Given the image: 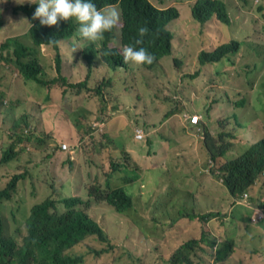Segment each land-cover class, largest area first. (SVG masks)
<instances>
[{
	"label": "rangeland",
	"instance_id": "374dc122",
	"mask_svg": "<svg viewBox=\"0 0 264 264\" xmlns=\"http://www.w3.org/2000/svg\"><path fill=\"white\" fill-rule=\"evenodd\" d=\"M19 1L29 2V0ZM151 1L160 7H167L174 1L182 3L187 0ZM227 1L231 9V3L229 0ZM2 6L3 2L0 0V7ZM241 8V22L239 27L234 29L232 35L233 39L239 40L244 46L242 51L234 57L240 63L235 64L233 69L224 71L220 75L219 81L206 84L200 91H198V85L194 84L193 77L189 79L182 77L185 72L194 73L201 66L198 57L195 59V54L192 53L189 54V58L179 55L178 57L183 59V62L175 65L172 58L176 55L173 53L172 56H165L150 67L133 66L138 75L137 82L142 92V100L137 102V107L129 105L130 110H113L111 98L108 97V101L103 102L96 91L99 85L103 88L110 84L109 79L104 77L101 71L95 69L94 76L89 80L91 91L72 99L73 107L81 106L82 112L85 114L82 125L71 130L72 134L78 132V137L75 140L68 136L70 130L66 128L56 151L57 156L61 157L58 153L62 151L61 143L67 142L66 150L71 154L73 160L70 159L69 153H65L61 159L54 160L47 157L45 151L33 150L23 154L21 162L16 163L14 169L0 165V177L9 179L17 173L25 174L24 179L19 183L16 199L13 198L3 203L5 237L15 238L19 243H22L27 234V217L33 204L35 206H57L67 203V200L62 197L81 192L82 197H86L88 190L84 187H88L94 182L104 185L106 172L113 164L121 166L125 160L130 167L140 170V166L133 162L128 154L130 150H137L140 153L137 160L144 162L143 165L147 168L143 176L145 186L139 189V183L135 181L121 185L126 192L134 197V219L132 221L126 218L118 220L115 216L116 212L114 211V213L113 208L110 207L111 205L108 206L105 203L92 206L88 211L104 225L100 224L105 230L107 229L106 232H109L111 243H103L95 237H89L69 250V253L72 255L82 254L84 260L81 264H168L164 257L154 260L158 254H164L163 251H159L154 255V251L163 248L165 237L174 241L173 238L179 235L180 232L176 233V229L168 231L166 229L171 219L182 212L180 209L182 196L174 192L173 176L169 167L158 165L151 171L148 169L151 164L154 165L161 161L160 149L164 141L179 150L180 143L185 144L184 137L196 138L195 134H188L184 127L188 123L187 114H202L200 130L196 132L198 136H201L209 126L215 129L211 134H215L218 127L226 125L228 126L227 131L236 134L237 138L233 139L235 146L233 145L229 149L230 155L227 158L223 157L216 166L217 169H220L228 158L237 157L251 144L260 142L264 137L258 135V132L263 131V128H259L257 131L255 127L251 126L236 127L231 113V111L236 113L244 124L247 123L249 117L253 116H259L264 122V85H261L264 84V49L256 44L259 40L258 34L260 32L264 34V0H243ZM1 16L7 21V26L0 31V42L8 36L18 35L26 43H31L28 34L31 22L23 18L24 14L13 15L11 20H8V16H5L4 13ZM222 26L226 27L223 24ZM205 28L213 34L212 41L206 39L211 42L213 48L221 41L230 39L224 31L214 25ZM246 40H250L252 46L246 45L248 43ZM191 49L192 44L188 48H183L180 42H176L174 52L187 54ZM248 51L250 53L246 56L245 53ZM55 54L53 50H46L44 53L37 52L40 62L45 64L46 78H51L56 74L53 71ZM226 64L225 58L219 63V66L223 67ZM72 65L73 61L65 60V69H71ZM119 69L124 71L122 67ZM75 76L78 78L77 75ZM9 79L11 84L17 88V94L12 88L11 93L6 97L4 107L6 114H12L16 121L19 120L18 130H22L26 122L29 121L30 117L24 118V116L29 115L33 103L40 93L48 90L56 98H61L72 97V94L77 90L64 87L60 83L42 87L31 81L23 79L18 81L13 77L11 69ZM104 92H108L107 88L104 89ZM183 94H188L189 97L184 98ZM252 96L255 97L253 106H251ZM215 97L220 102L217 107L214 106L211 109L215 121L213 119L210 121V118L205 117L202 111L206 104L214 102ZM28 99H32V101L29 102ZM242 100L245 102L242 103ZM18 101L21 102V105L16 104ZM232 103L237 104L236 108H233ZM222 104L224 105L221 106ZM19 106H21L20 109H18ZM106 107V111L101 110ZM173 107L177 108L175 114L166 117L168 110ZM220 116L224 117L218 118ZM135 126H140L144 130L145 137L142 141L135 139ZM9 127H11L10 123ZM252 133L254 134L252 135ZM0 136H5L6 140L8 139L7 132H3L1 127ZM149 139L152 140L151 145L148 142ZM242 140H246V142L242 143ZM201 149L204 157L207 148L202 147ZM209 174L216 177V174L212 172ZM120 177L121 174L117 173L113 178V185L121 184ZM263 181V178L260 177L257 182L260 188ZM163 184L166 185V188L162 190ZM188 184L194 185L191 180ZM260 191L261 193H258L259 191L256 190V193L252 195L247 191L241 198L233 197V202L242 206L255 203L264 205V201L261 200V196L264 195V187ZM155 194L156 201L152 202ZM18 198L24 199V203L18 204ZM257 198L260 199L258 203L256 202ZM150 202H152L151 206ZM60 209H62L61 206ZM216 233L221 239H224L231 231L217 229ZM154 235L159 237L156 243H154ZM213 235L215 236V234ZM181 243L184 244V241L178 237L167 248V254L169 255L172 249L179 247ZM106 248H109L110 251L97 254V251ZM257 261L260 263L264 261V250L257 255Z\"/></svg>",
	"mask_w": 264,
	"mask_h": 264
},
{
	"label": "trees",
	"instance_id": "16d2710c",
	"mask_svg": "<svg viewBox=\"0 0 264 264\" xmlns=\"http://www.w3.org/2000/svg\"><path fill=\"white\" fill-rule=\"evenodd\" d=\"M122 1L128 17L123 38L117 42L103 36L100 41L90 43L80 37L79 24L74 18L61 20L53 26L40 25L38 18L34 19L32 16L38 4L20 2L19 0H2L0 31L7 26V21L1 16L2 13L8 16V20H11L14 14L22 13L26 18H31L32 25L29 36L32 42L29 46H25L27 43L19 38L16 42L4 41L0 44V127L3 132H7L8 136L7 140L5 136H0V165L14 169L15 164L21 162L23 154L33 150L45 151L47 157L54 160L61 159L60 156H57L56 151L63 133L66 132L65 129L69 128L68 136L76 140L78 132L72 134L71 130L75 127L79 128L85 117L81 106L73 107L72 99L91 91L89 80L94 76L95 69L101 71L110 82L103 88L99 85L96 89L103 102L108 101V97H110L113 110H130L129 105L131 104L137 107V102L142 100V92L137 82L138 75L130 61L124 62L122 49L126 46V41H130L135 36L137 28L141 24H148L152 29L149 43L155 50L152 52L157 61L172 54V50L176 49V42H180L181 46L185 48L184 40L173 34L174 31H177L176 34H178L180 23L192 27V32L197 33L198 40H192V49L187 54L173 52L177 56L173 60L175 65H179L183 62V59L178 57L179 55L189 58V54L192 53L195 54V59L198 57L201 66L194 73L185 72L182 75L188 79L193 77L194 84L198 85V91L208 83L219 81L220 75L224 72L223 67L228 66L230 62L233 63L231 56L237 55L241 50L242 43L237 39H232L229 42L223 41L224 43L221 42L214 49L211 47V42L206 41V39L211 40L213 34L205 27L214 25L231 39L234 29H237L241 22L240 12L243 0H229L231 9L227 0H187L182 3L174 1L168 7L160 8L161 10L154 9L147 0ZM221 23L226 27L224 28ZM46 50H53L56 53L53 59V71L56 74L51 78L45 77L47 74L45 64L40 62L37 56V52L44 53ZM225 58L227 64L223 67L219 66V63ZM65 60L73 61L71 69L64 68ZM119 67L124 68V71ZM10 69L13 77L18 81L23 79L42 87L60 83L64 87L77 90L72 94V97L61 98H56L48 90L40 93L34 101L29 115L24 116V118L30 117L29 121L26 122L22 130H18L19 120L16 121L12 114H6L4 107L6 97L11 93L12 88L17 94V88L11 84L9 79ZM105 88H107V93L104 92ZM183 97L188 98L189 96L183 94ZM28 101L31 102L32 99H28ZM219 102L215 97L214 102L206 104L202 111L205 117L210 118V121L212 119L215 121L211 109L214 106L217 107ZM17 104L21 105V102L18 101ZM232 105L233 108H236L237 104L232 103ZM107 107L101 108V110L106 111ZM20 108L21 106L18 107V109ZM176 110L177 108H170L166 117L174 115ZM232 118L236 127L244 128V122L241 118L239 119L236 113ZM251 122H255V119L248 118L246 124ZM9 123L11 127H9ZM227 130L228 126L223 125L217 128L215 134H211L209 130L204 133L207 152L212 161L218 157L226 156L231 146L235 145L233 139H236L237 135L229 133ZM258 135L264 136V128L263 131L258 132ZM148 142L151 145L152 140L149 139ZM245 142L246 140H242V143ZM184 146L185 144L180 143V149ZM170 148L174 149L172 146ZM123 161L120 180L121 183L127 184L136 179L138 173L132 172L131 169H136L130 167L125 160ZM209 165L216 177L223 179L233 197L241 198L247 191L251 195L256 193V184L259 178L262 177L264 180V137L260 142L251 144L237 157L228 158L220 169H215L210 161ZM28 174L30 175L29 171ZM24 177V173L14 174L9 179L0 177V206L5 201L15 198L19 192L18 183ZM108 186H113L112 182ZM263 187L264 181L260 189L262 190ZM62 198L67 200L65 205L69 208L65 213H49L51 206H36L34 208L25 247L16 250L11 256L9 253V258L0 257V264H31L24 252L33 256L34 263L32 264H74L77 259L68 256L70 246L88 234H97L100 238H105L96 223L81 211L73 209L79 202L77 199L66 198V196ZM107 198L113 212H116L114 213L118 220L126 218L132 221L134 219L135 210L133 209L132 195L126 192L123 187L114 190L107 195ZM17 200L18 204L24 203L22 198ZM215 214L217 212L185 213L182 214L184 217L171 219L166 231L176 229V233H180L173 238L174 241L164 239L165 245L160 250L156 249L154 255L159 251H163L164 254H158L154 260L164 257L168 259V264H176L178 260L184 258L187 261H192V256H195L207 262L214 259L215 263L212 264L222 262L226 253L234 248V242H236L234 238L225 237L221 240L210 229L205 228L190 236L193 227L191 219L199 218L203 222ZM181 222L183 223L182 228L174 227L175 223ZM178 237H181L184 244L181 243L179 247L172 249L168 255L167 248ZM156 242L154 239V243ZM212 248L216 250L212 251Z\"/></svg>",
	"mask_w": 264,
	"mask_h": 264
},
{
	"label": "clouds",
	"instance_id": "9594fccd",
	"mask_svg": "<svg viewBox=\"0 0 264 264\" xmlns=\"http://www.w3.org/2000/svg\"><path fill=\"white\" fill-rule=\"evenodd\" d=\"M147 1L156 10H161L160 8H165V7H160V6L156 5L151 0H147ZM29 2L38 4V6L35 8V11L33 12L32 16L34 19L38 18L40 25L53 26V25H57L58 22L61 20H69V19L74 18L79 24L78 32H79L80 37H82L85 41L90 42V43L100 41L103 38V36L108 37L110 40H117L119 42L120 38H123L124 30L128 24L127 13H126V10H125V7L123 5L122 0H109V1H103V0H29ZM14 15H18V14H14ZM23 18L27 19L31 22V20H30L31 18L28 19L25 17V15ZM31 25L32 24H30V28H31ZM30 28H29V30H30ZM176 32L177 31H174L173 34L176 36H180L184 40V42L186 43L185 48H188L189 45H191L192 40H198L197 33L192 32V27L190 25L187 26L184 23H183V25L180 23L178 34H176ZM151 33H152V29L148 24H141L138 26L135 36H133V38L130 41H126V46L122 49V56H123L124 62L130 61L134 67H150V66H153L154 64H156L159 60H162V59H159L157 61L155 54L152 52L155 50L151 47V44L149 43ZM181 33H183V35H181ZM28 34H29V32H28ZM19 38L22 39L21 36L11 35V36H8L4 41H6L8 43L16 42ZM263 38H264V34H262V32H260L258 34L259 40H258V42H256V44L260 45L264 49V39ZM232 39H233V37L229 40H223V41L229 42ZM4 41H2V42H4ZM211 41H212V38H211ZM223 41H221V42H223ZM246 41L248 42L246 45L252 46V44H251L252 42L250 40H246ZM2 42H0V44ZM31 42H32V40H31ZM29 44H31V43H27L25 46H29ZM219 44H217L214 47V49ZM243 47L244 46H241L240 52L242 51ZM173 52H174V50H172V54H170L168 56L169 57L172 56ZM249 53L250 52L248 51L245 53V55L247 56V54H249ZM235 56H231L233 63L230 62V64L224 68V71H226L227 69H233L235 67V64L237 65L240 63L238 59L237 60L234 59ZM174 57H177V56H173L172 59H174ZM173 62H174V60H173ZM261 85L263 86L264 84L262 83ZM256 88H257V85H256ZM254 100H255V97L252 96L251 106L254 105ZM244 102L245 101L242 100V103H244ZM261 110H262V108H261ZM193 114H198V113L187 114V121L189 124H191V118H192ZM198 116H199V122H197L195 124H191V125L196 126L195 132L200 130L199 124L202 121V115L198 114ZM249 118L255 119V122H251L248 125L244 124L246 127L247 126L255 127L257 129V131L259 128H264V122L261 120V118L259 116H253V117H249ZM208 130L210 133H214V131H215V129H213L211 126H209L208 128H206L204 130L202 135H204L205 131H208ZM253 134L254 133H252V135ZM144 137H145V133H144L143 128L140 126H135V139L137 141H141L142 139H144ZM70 145L73 146L72 144H70ZM67 148H68L67 142H64L63 144L61 143V150L62 151L58 152L59 155H61V157H63V155L65 153H69L68 150H66ZM229 153L230 152L228 151L226 153V156H224V157L227 158V156L230 155ZM207 156H208L209 161L212 162L213 165L215 166V169H216V166L219 164L220 160L223 158V157H218L215 161H212L210 159L209 155H207ZM70 159H72L71 154H70ZM122 169H123L122 164H121V166H118L116 164L111 165V168H109V170L106 172L107 174L105 176L104 185H101L100 183L98 184V183L94 182L90 186L84 187L88 190L86 197H82V195H81L82 192L79 194L66 196V198L77 199L79 202L73 207V209L81 211L82 213L87 215V217L90 220H92L94 223H96V225L102 230V232L105 235V238L102 239L97 234H88L84 238H82L81 240H79L78 242H76L75 244L70 246L69 250H71L73 247L80 244L81 242H83L84 240H86L89 237H95L98 241L103 242V243H111L110 242L111 237L109 235V232L108 231L106 232L107 229L105 230L100 225L102 223L98 219H96L94 216H92L88 210L92 206H97L101 203H105L106 205L110 206V201L107 198V195L111 194L114 190H119L122 187L121 185L123 183H121L120 185H116L118 187H113V186H115V185H113V178L117 175V173L121 174ZM211 172L213 173L212 170H211ZM217 173H220V172L217 171ZM138 176H140V175L138 174ZM138 176L136 177V179H134L130 183H132L134 181L139 183V189H140L141 187H143L145 185H141L140 181H138ZM217 178H219V177H217ZM219 179L224 183V181L221 177ZM110 182H112L113 186H108V184ZM19 183H18V186H19ZM163 187L161 188L162 190H163ZM139 189H138V191H139ZM227 189H228V187H227ZM228 191L230 192L229 189H228ZM230 194H231V196H233L231 192H230ZM132 198H133V205H134V197L132 196ZM153 198H154V196H153ZM153 198H152V201L155 202L156 196H155V199H153ZM33 205L31 207V209L29 211V215L27 217V223H26L27 234L23 238L22 243H19L15 238L5 237V235H4L3 205L0 206V218H1L0 257L9 258L16 250H21L23 247H25L27 237L29 236V222H30L31 217L33 215L34 208L36 207ZM60 206L62 207V209H60ZM110 207L112 208V206H110ZM180 209H182V212L178 213V215L174 216V218L184 217V216H182V214H185V213L206 214L205 212L198 210L196 206H184V205H182V202H181V208ZM68 210H69V208L65 204H60L57 206H51L49 208V213H60V214H62V213L67 212ZM211 212H217V211H211ZM207 213H209V212H207ZM217 214H222V212L219 211V212H217ZM217 214L212 215L211 218L216 216ZM262 214H264L263 210H257L250 217L251 223L261 226L263 221H264V219H261ZM191 220H192L193 227H192L190 236L194 232L204 229L205 224H207L210 221V219H208L207 221L202 222L199 220V218H194ZM174 227L182 228L183 223L182 222L181 223H175ZM153 238L157 241L159 237L157 235H154ZM165 239H168V238L165 237ZM110 245H112V244H110ZM215 250H216L215 248H212V251H215ZM263 250H264L263 245H244L240 242H234V248L230 249L226 253V256H224L223 261L218 262V264H251V258L255 260L254 263H252V264H264V261L262 263H260L256 259L257 255ZM109 251H110L109 248H106V249H102V250L97 251V254L100 255V254H103V253H106ZM9 253H11L10 256H8ZM24 254L27 256L29 263H31V264L34 263V258L31 254H29L27 252H24ZM68 256L71 258L77 259V262H75L74 264H81L84 260V256L82 254L72 255L69 253ZM167 261H168V259H167ZM181 263L182 264H212V263H215V261H214V259H211V260H209V262H207V261H203V260H201L195 256H192V261H187L186 258H184V259L178 260V262L176 264H181Z\"/></svg>",
	"mask_w": 264,
	"mask_h": 264
},
{
	"label": "crops",
	"instance_id": "0c3cea01",
	"mask_svg": "<svg viewBox=\"0 0 264 264\" xmlns=\"http://www.w3.org/2000/svg\"><path fill=\"white\" fill-rule=\"evenodd\" d=\"M231 113L234 115V112ZM184 127L188 134H195L196 138L184 137L185 146L180 150H172L164 141L160 149L161 161L159 163L156 162L154 165L151 164L148 169L152 170L158 165L170 168L173 176L172 185L174 192L182 196V205L196 206L198 210L205 213L211 211L222 212L221 215L210 218V221L205 224V229H210L217 236V229L228 230L231 233L226 237H232L236 242L244 245H263L264 221L261 226L255 225L250 222V217L257 210L264 211V205L255 203L242 206L233 202V196H231L224 183L219 178L212 177L209 174L211 170L208 153L203 157V150L201 149L206 147L204 135L198 136L196 134L195 125L187 123ZM128 154L132 161L140 166V170L131 169V171L140 175L138 176V181H140L141 185H144L143 176L147 168L143 165L144 162L137 160L140 153L137 150H130ZM157 157L158 155L156 159ZM190 180L193 181L194 185L188 184ZM162 186H164L163 189L166 188V185ZM256 190L261 193L259 184H256ZM155 196L156 194L153 199H155ZM261 200L264 201V195L261 196ZM259 201L260 199L257 198L256 202L258 203ZM152 202H150V206ZM261 219H264V214L261 215ZM254 261L251 258V264Z\"/></svg>",
	"mask_w": 264,
	"mask_h": 264
},
{
	"label": "built area",
	"instance_id": "2783aa9c",
	"mask_svg": "<svg viewBox=\"0 0 264 264\" xmlns=\"http://www.w3.org/2000/svg\"><path fill=\"white\" fill-rule=\"evenodd\" d=\"M197 122H199V116L198 114H193L191 118V124H195Z\"/></svg>",
	"mask_w": 264,
	"mask_h": 264
}]
</instances>
